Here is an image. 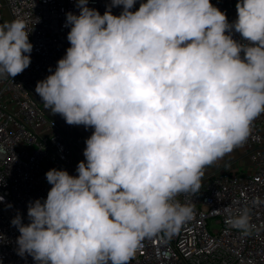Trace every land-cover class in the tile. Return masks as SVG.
<instances>
[{
	"label": "clouds",
	"instance_id": "clouds-1",
	"mask_svg": "<svg viewBox=\"0 0 264 264\" xmlns=\"http://www.w3.org/2000/svg\"><path fill=\"white\" fill-rule=\"evenodd\" d=\"M88 3L66 13L70 47L35 87L44 109L94 129L78 175L49 170L29 223L11 220L17 254L37 264H131L145 239L193 218L177 197L199 193L206 169L264 115V0H237L232 24L211 0H147L136 11V0H111L103 15ZM31 31L24 19L0 23V79L29 67ZM249 221L245 208L227 223L247 231Z\"/></svg>",
	"mask_w": 264,
	"mask_h": 264
},
{
	"label": "built area",
	"instance_id": "built-area-1",
	"mask_svg": "<svg viewBox=\"0 0 264 264\" xmlns=\"http://www.w3.org/2000/svg\"><path fill=\"white\" fill-rule=\"evenodd\" d=\"M110 2L89 0L87 6L103 15ZM142 2L147 0H136L131 11ZM211 3L227 18L237 13V0ZM122 10L113 7L112 13ZM68 12L79 14L76 0H0V23L6 17L19 18L28 21L29 31L33 28L29 67L13 78L0 79V264H37L30 255L17 254L20 233L11 220L19 213L22 223H29V202L45 200L52 187L46 180L49 170L76 176L78 163L85 160L86 140L76 135V125L44 109L35 92L37 82L55 71L70 47ZM231 35L247 43L234 29ZM241 149L243 155L235 164L210 173L199 193L177 197L193 205V218L176 233L145 239L131 264H264V115L253 122ZM245 208L248 230L231 227L228 219Z\"/></svg>",
	"mask_w": 264,
	"mask_h": 264
},
{
	"label": "crops",
	"instance_id": "crops-1",
	"mask_svg": "<svg viewBox=\"0 0 264 264\" xmlns=\"http://www.w3.org/2000/svg\"><path fill=\"white\" fill-rule=\"evenodd\" d=\"M236 15H237V13L234 14L233 16H231L230 18H227L228 22L232 21ZM76 126L78 127L79 125H76ZM242 155H243V150L241 148L235 149L233 153L226 155V156H228V158L224 157L222 160H219L217 163L214 164V166H216V167L219 164V167L216 168L215 170H218L220 168H224V167L229 166V165H231V166L234 165L235 160L239 159Z\"/></svg>",
	"mask_w": 264,
	"mask_h": 264
},
{
	"label": "rangeland",
	"instance_id": "rangeland-1",
	"mask_svg": "<svg viewBox=\"0 0 264 264\" xmlns=\"http://www.w3.org/2000/svg\"><path fill=\"white\" fill-rule=\"evenodd\" d=\"M236 19H237V15L235 16V18L232 21H229V23L232 24ZM6 20H7V17L4 19V21H6ZM75 128H76V130H75L76 135L79 136L81 139L87 140V138H89L91 136L88 129H86L83 125H79L78 127L76 126ZM225 157L228 158V156H225ZM218 167H219V164L217 167L214 165H212L211 167H208L205 171V176L202 178V183H204L206 177L210 173L215 171V169Z\"/></svg>",
	"mask_w": 264,
	"mask_h": 264
}]
</instances>
